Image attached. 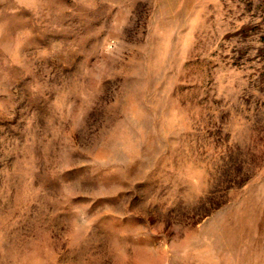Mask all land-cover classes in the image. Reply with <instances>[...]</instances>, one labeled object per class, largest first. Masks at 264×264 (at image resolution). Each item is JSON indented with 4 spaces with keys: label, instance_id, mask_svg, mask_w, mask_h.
Listing matches in <instances>:
<instances>
[{
    "label": "rangeland",
    "instance_id": "obj_1",
    "mask_svg": "<svg viewBox=\"0 0 264 264\" xmlns=\"http://www.w3.org/2000/svg\"><path fill=\"white\" fill-rule=\"evenodd\" d=\"M0 264H264V0H0Z\"/></svg>",
    "mask_w": 264,
    "mask_h": 264
}]
</instances>
